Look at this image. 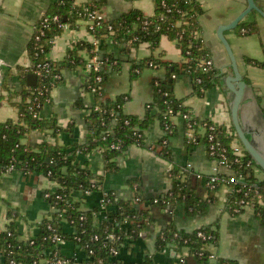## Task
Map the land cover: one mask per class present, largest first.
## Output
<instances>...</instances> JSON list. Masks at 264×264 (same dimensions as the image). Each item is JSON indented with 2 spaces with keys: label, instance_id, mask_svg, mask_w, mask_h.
<instances>
[{
  "label": "trees",
  "instance_id": "16d2710c",
  "mask_svg": "<svg viewBox=\"0 0 264 264\" xmlns=\"http://www.w3.org/2000/svg\"><path fill=\"white\" fill-rule=\"evenodd\" d=\"M102 2L103 0L77 4L75 0H57L34 24L28 44L29 64L16 66L23 86L19 91L10 92V95L12 97L13 93L18 92L21 96L17 102L19 119L0 122V176L14 164L15 169H36L50 179L58 180L60 184L49 197H46L51 202L53 210L40 222L38 233L20 239L13 221L0 231L1 264H32L35 260L39 261L46 257H65L60 252L59 242L53 239L55 233L65 239L74 240L86 254L87 259L93 262L100 260L102 264H118L119 254L113 251V247L119 252L128 237L140 236L151 218L150 207L153 204L181 203L188 214H202L207 211L209 204L216 200L214 191L223 182L229 185L224 210L231 214H239L244 211L248 202L264 223V177L255 175L254 166L259 165L249 153L242 158L235 153L233 143L238 135L234 124L226 125L193 115L184 99L176 96L173 90L174 80L180 74L191 77L194 93L199 95L221 84L227 76V72L217 65L207 70L202 68L203 60L212 58V51L206 44L199 21L204 11L201 0H153L154 14L148 15L134 7L114 18H104L92 30L99 38V47H96L93 41H79L69 48L61 60L48 57L54 37L67 27L79 25L80 20H86V6H97L101 9ZM54 15H58L59 20L53 19ZM46 17L48 21H45ZM256 29V19L241 21L236 28L240 34H250ZM164 35L176 40L183 59L178 62H166L155 55H150L133 60L132 79L139 76L148 66L156 67L165 63L168 71L165 78L152 80L153 99L146 104L144 114L127 113L123 107L129 98L127 93L114 98L105 93V83L110 75L108 67H111L112 71H120L123 62V59L108 50L109 42L125 43L126 49H131L143 41H148L156 48ZM80 50H86L87 56L82 55ZM96 53L103 62V68L100 70L103 79L100 82L95 81L96 72L92 71L86 84L100 85L103 94L101 97L95 94L97 107L93 105L86 116L89 133L85 141H74L69 146H63L55 139L46 137L36 145L23 143V136L31 130H40L46 136L51 135L55 138L61 131L73 132L75 122L63 126L53 116H41L40 110L46 103L52 101V89L64 80L63 69L84 67ZM247 59L250 61L252 58ZM46 61L49 64L44 66ZM254 61L264 64L260 60ZM30 73L37 75V81L33 85L26 83ZM11 74L10 68H6L2 73L1 85L4 88L9 89ZM185 113L189 115L183 117ZM175 116L183 118L185 130L190 125L193 127L192 139L189 140L186 136L189 146L203 143L211 158L217 160L225 158L234 170L232 175L218 172L219 178L214 182H210L212 174H199L210 191L207 197L199 195L190 182L194 170L176 163L173 158L170 138L178 132ZM156 121L161 125L163 134L153 146V150L172 163L168 172L172 180L170 189L161 195L144 198L138 178L134 177L129 180L132 186L135 185V192L131 197L117 198L112 191H108L104 193V200L98 207L82 209L74 196V191L100 189L105 175L119 168L117 156L123 154L131 144L148 146L145 130ZM118 143L120 147L113 146ZM211 145L214 146V151ZM97 148H101L104 157L102 174L94 173L87 162L83 164L77 160L78 151L90 152ZM250 160L251 163H248ZM232 177L236 179L232 180ZM155 198H158L157 202ZM7 206L10 215L18 214L13 206L10 204ZM99 212L103 213V218L97 223L96 214ZM64 218L71 222L73 231L63 229ZM218 223L219 220L188 231L170 222L158 232L155 249L171 245L174 250H180L188 245L198 254L200 260L205 262L212 254L206 245L219 242ZM199 231H202L203 235H200ZM95 234L99 235L97 239L94 238ZM90 248H93L92 252ZM153 255L154 253L147 254L139 264H156ZM215 256L216 264H238L235 259L217 254ZM172 264H181V260L178 259Z\"/></svg>",
  "mask_w": 264,
  "mask_h": 264
},
{
  "label": "crops",
  "instance_id": "0c3cea01",
  "mask_svg": "<svg viewBox=\"0 0 264 264\" xmlns=\"http://www.w3.org/2000/svg\"><path fill=\"white\" fill-rule=\"evenodd\" d=\"M57 0H0V58L5 60L3 72L10 68L9 89L1 85L0 76V122L6 120L17 121L19 109L17 102L20 94L10 92L19 91L23 82L18 76L16 66L29 64L28 44L34 30V24ZM100 0H75L77 4ZM261 3L264 0H256ZM204 8L199 17L202 34L206 44L211 48L215 64L228 74L233 73L231 59L227 49L218 36L220 24L233 20L247 5L246 0H201ZM139 8L144 13L154 14L153 0H103L101 10L106 18H114L131 8ZM257 21V29L250 34H240L236 28L225 30L224 34L230 42L236 55L240 72L246 81L245 96L241 107L243 115L250 109L257 107L264 112V16L250 12L242 20ZM92 41L93 34L87 27L86 20H80L79 25L68 27L54 37L49 49L48 57L61 60L69 48L79 41ZM109 51L116 57L123 59L121 70H111L105 83V93L109 97L127 93L124 111L143 115L148 102L153 99L152 80L165 78L168 67L165 63L156 67H145L136 78L131 77L133 60L155 55L164 61H181L183 55L175 39L162 36L159 45L153 48L148 41L138 46L126 49L125 43L109 42ZM87 56L86 50H80ZM252 58L250 61L247 58ZM112 71V72H111ZM64 80L52 89V101L46 103L40 110L41 116L55 117L58 122L66 126L75 122L73 132L61 131L57 138L40 130H31L22 138L23 143L36 145L46 137L56 140L63 146H69L74 141L83 142L88 136L89 129L86 116L95 102V96L86 90L88 72L84 67L63 69ZM26 83L28 84L27 78ZM176 96L183 98L193 115L201 119H210L226 125L233 124L231 103L233 92L225 80L206 90L203 95L194 93L193 82L189 75L176 76L173 84ZM178 132L171 136L170 146L176 163L185 165L194 170L190 182L202 197L209 195V190L199 174H212L215 171L224 174H234V170L225 164L211 158L203 143L189 146L186 142L184 120L175 116ZM249 118H247V124ZM163 130L158 121L152 123L145 130V139L148 146L131 144L128 149L116 157L119 168L107 173L100 189L85 193L75 190L74 196L82 209L98 207L104 193L112 191L117 198H129L135 192V185L130 179L137 177L141 194L144 198H151L165 193L170 189L172 180L169 170L172 163L160 157L154 150ZM71 149V148H70ZM77 160L88 163L94 173H104V157L99 149L90 152L78 151ZM189 164V165H188ZM261 177H264V173ZM58 180L50 179L36 169L7 170L0 176V231L13 221L20 239H26L40 230V222L49 215L53 206L44 196L45 189L55 190L59 186ZM229 185L223 182L214 191L216 200L211 202L205 213L188 214L184 206L174 203L153 204L150 207L151 218L137 238H127L118 252V264H139L147 254L154 253L156 264H172L181 260V264H216L215 258L203 262L198 254L188 245L180 250H174L167 245L159 250L155 249L158 232L170 222L185 230L191 231L201 225L213 224L219 220V242L209 243L206 247L214 254L237 260L238 264H264V223L258 218L252 206H246L239 214H231L224 210ZM10 204L17 211V215L8 213ZM103 213L96 214V222L100 223ZM62 226L65 231L74 230L71 222L64 218ZM60 252L72 260L65 264H88L87 256L72 239L60 243ZM79 259L73 260L74 256ZM1 264V259H0ZM38 264H53L42 258Z\"/></svg>",
  "mask_w": 264,
  "mask_h": 264
},
{
  "label": "water",
  "instance_id": "95a60500",
  "mask_svg": "<svg viewBox=\"0 0 264 264\" xmlns=\"http://www.w3.org/2000/svg\"><path fill=\"white\" fill-rule=\"evenodd\" d=\"M246 1V7L230 22L220 24L217 32L227 49L233 68V73L226 76L225 82L233 92L231 115L235 131L248 153L264 171V112L263 109L257 107L255 110L250 109L246 116L242 114L241 107L247 84L240 72L238 61L232 46L224 34L227 29L237 28L239 23L252 10H257L262 16H264V1L261 3H258L256 0ZM27 81L30 85L35 84L37 81V75L35 73L28 74ZM247 118H249L248 124Z\"/></svg>",
  "mask_w": 264,
  "mask_h": 264
},
{
  "label": "built area",
  "instance_id": "2783aa9c",
  "mask_svg": "<svg viewBox=\"0 0 264 264\" xmlns=\"http://www.w3.org/2000/svg\"><path fill=\"white\" fill-rule=\"evenodd\" d=\"M104 18H106L102 12V10L100 8H98L97 6H86V21H87V27L89 29V31L92 33L94 27L96 24H99L101 22V20H104ZM53 19L55 20H59V16L58 15H54ZM45 21H48V18L46 17L45 18ZM62 25L64 26H67V24L65 23H61ZM68 28V27H67ZM93 34V33H92ZM93 43L96 47H99V38H97L94 34H93ZM5 63V60H3L2 58H0V76L2 77V73H3V65ZM49 63L48 61H46L43 65L44 66H47ZM216 65L213 58H209V59H204L203 60V65H202V68L204 70H207L209 67H212ZM84 68L87 70L88 72V79H89V74L92 72V71H95V75H94V79L95 81H102L103 79V75L100 73V70L103 68V62L101 60V57L99 54H94L93 56L90 57V59L88 60L86 66H84ZM87 82V81H86ZM85 88L86 90L90 91L91 93L94 94H98L99 96L103 94L102 92V89H101V86L100 85H94V84H91V83H87L85 85ZM51 94H52V91H51ZM101 97V96H100ZM97 102L95 100L94 102V107H97ZM93 105L91 106L90 108V111L93 107ZM89 111V112H90ZM189 114L188 113H185L183 115V117H187ZM166 128H168V125L166 126ZM192 130H193V127L190 125L189 128H187L185 131H186V136L187 138L190 140L192 139L193 137V133H192ZM49 138V137H48ZM212 138V136H211ZM113 146H116V147H120V144H113ZM211 148L213 150L214 146L211 145ZM233 148H234V151L235 153L237 154V156L239 157H244L248 151L246 150L245 146L242 144V142L240 141L239 138H236L234 143H233ZM99 150H101V148H97ZM102 151V150H101ZM214 151V150H213ZM217 160V159H216ZM218 161V164L222 165V164H225V165H228L230 166V164L224 159H221V160H217ZM248 163H251V160L248 162ZM189 165V164H188ZM15 169V165L14 164H11L8 168V170H13ZM232 175V174H231ZM219 178L218 176V171H215L212 173L211 177H210V182H214L216 181L217 179ZM236 178L235 177H232V180H235ZM52 191H55V190H45L44 192V196L45 197H49L52 193ZM91 190L87 189L85 190L84 192L85 193H88L90 192ZM57 196L59 197L60 195L57 194ZM104 200V197L102 199V201ZM155 201L157 202L158 201V198H155ZM246 206H250L248 202H246ZM199 234L200 235H203L202 231H199ZM99 237L98 234H95L94 235V238L97 239ZM53 239L54 240H57L60 243L66 241L67 239L63 238L62 236H60L58 233H55L53 235ZM90 251L92 252L93 251V248H90ZM113 251L115 253H118V249L116 247H113ZM215 254L212 253L211 254V258H215ZM47 260H49L50 262H52L53 264H65V263H68L72 260V258H69V257H61V256H57V257H54V258H51V257H46ZM79 258L75 255L73 257V260H78ZM40 261V260H39ZM38 260H35L32 264H38L39 263ZM87 262L88 264H102V261H97V262H93L91 261L90 259H87ZM12 263H14V260H12Z\"/></svg>",
  "mask_w": 264,
  "mask_h": 264
},
{
  "label": "rangeland",
  "instance_id": "374dc122",
  "mask_svg": "<svg viewBox=\"0 0 264 264\" xmlns=\"http://www.w3.org/2000/svg\"><path fill=\"white\" fill-rule=\"evenodd\" d=\"M256 13H260L259 11L257 10H254ZM254 172H255V175H257L258 177H261L262 174L264 173V171L262 170V168H260L259 166H254Z\"/></svg>",
  "mask_w": 264,
  "mask_h": 264
}]
</instances>
